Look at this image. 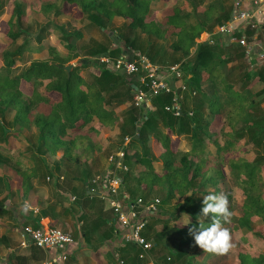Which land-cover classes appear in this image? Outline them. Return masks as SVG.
Wrapping results in <instances>:
<instances>
[{
	"label": "trees",
	"instance_id": "obj_1",
	"mask_svg": "<svg viewBox=\"0 0 264 264\" xmlns=\"http://www.w3.org/2000/svg\"><path fill=\"white\" fill-rule=\"evenodd\" d=\"M168 1L56 0L41 2L38 7L32 4L46 18L32 36L23 26L31 4L0 0V19L6 16L0 30L10 44L9 48L0 47L1 215L7 212L3 205L14 185L24 200L33 179L56 183L60 162L66 161L77 170L71 180L77 201L67 211L74 216L78 237L82 234L85 243L92 245L91 235L99 231L94 240L110 264L120 260L123 264H194L208 252L195 245L188 228L198 226L203 197L208 194L227 196L233 216L225 227L236 225L254 235L253 240L264 239V67L248 61L245 48L237 42L242 35L239 31L231 39L215 35L210 42H196L209 27L230 19L234 0H186L189 10L167 5ZM157 3L161 11L158 18L152 17V5ZM66 5H77L80 11L76 21L81 24L72 30L57 24L58 19L71 16ZM115 17L124 21L117 30ZM52 26L60 31L57 42L61 49L50 46L47 58L33 60L15 72L24 52L41 50V45L33 42L40 44ZM93 26L103 40L89 38L82 44V37ZM109 32L134 55H144L152 64L180 65L186 89L180 92L178 116L165 109L173 93L153 97L149 105H137L132 86L135 76L100 61L99 56L106 53L111 58L122 55L120 45L112 46ZM244 33L250 37L254 31L247 28ZM19 38L22 41L17 43ZM72 61L70 71L65 70ZM217 116L219 126L211 130V121ZM23 132L33 136L26 149L31 151V166L9 152L13 147L8 146L10 139H18ZM113 134L117 138L115 150L125 152L128 169L121 178L127 198L148 201L153 190L163 194L158 213L148 216L142 231L151 243L142 257L141 247L132 242L121 241L109 249L104 240L117 235L113 211L104 217V200L98 193H88L93 184L86 166L110 144L103 147L97 139H110ZM126 136L131 138L124 145ZM174 139L186 140L190 148L180 152L173 147ZM136 145L141 153L133 150ZM57 151L61 153L59 160L55 158ZM178 152L179 158L175 156ZM138 165L143 168L133 175ZM106 167L94 177L104 174ZM173 201L171 210L168 206ZM91 215L95 219L88 223ZM188 216L191 223L181 226ZM100 220L102 223L96 224ZM208 223L210 218L205 226ZM25 225L40 227L37 220ZM241 240L248 243L243 236ZM246 248L237 252L236 264H264L263 254L243 251ZM44 257L43 249L31 245L12 250L4 264H40Z\"/></svg>",
	"mask_w": 264,
	"mask_h": 264
},
{
	"label": "built area",
	"instance_id": "obj_2",
	"mask_svg": "<svg viewBox=\"0 0 264 264\" xmlns=\"http://www.w3.org/2000/svg\"><path fill=\"white\" fill-rule=\"evenodd\" d=\"M232 8V14L228 21L217 25L214 32L205 31L201 33L196 38V42L208 41L214 35L232 38V35L239 31L242 35L237 39V42L245 48V54L247 56L250 53L256 54L259 66L264 67V0H234ZM247 28L254 31L250 37L244 33ZM260 31L263 33L259 40L256 33L259 34ZM203 34L204 36H202ZM99 59L115 71L135 76L134 100L137 105L170 92L173 93L171 104L165 109L174 116L180 114L182 98L180 92L186 87L182 82L183 71L179 64L161 67L152 64L146 56L141 54H133L132 57L122 54L117 58H111L106 53L99 56ZM171 80H178L180 83L178 86H172L170 85ZM130 138V136H126L123 144L126 145ZM124 156L123 149H118L108 155L105 173L100 176L96 175L91 179L93 186L88 193H98L100 198L108 201L114 214L116 234L119 235L122 242H132L140 246L143 252L140 257H142L144 252L151 247V243L142 236V231L146 226L148 216L158 213L160 199L155 197L145 201L141 197L127 198L121 178V174L128 169L124 163ZM33 212L37 213L38 209L34 208ZM18 233L20 235L19 246L23 248L33 245L46 251L53 248H63L74 242L71 234L49 225L38 228L23 225L18 229ZM119 263L123 264L121 260Z\"/></svg>",
	"mask_w": 264,
	"mask_h": 264
},
{
	"label": "rangeland",
	"instance_id": "obj_3",
	"mask_svg": "<svg viewBox=\"0 0 264 264\" xmlns=\"http://www.w3.org/2000/svg\"><path fill=\"white\" fill-rule=\"evenodd\" d=\"M24 1H28L31 6L27 8V13L26 14V18H24V22H23V26L24 28L27 29V34L34 36L38 30V28L40 27L41 24H43L46 21V18L44 16H42L40 14V12L35 11L32 8V4H34L36 7H38L41 2L43 3H48V2H52V1H56V0H24ZM59 1V0H58ZM208 1V0H207ZM178 4L180 6H182L183 9L189 10L190 9V5L188 2H186V0H169L167 5H175ZM158 3L155 5V8L157 7ZM78 8V7H77ZM72 11H69V13L71 14ZM73 13V12H72ZM73 16H65L63 18H60L57 20V24L59 25H63L65 26V28L67 30H72L73 28H76L77 26H79L81 23H79L78 21H76L77 19L72 18ZM5 16H2V19H0V26L2 24V22L5 20L4 19ZM88 21L86 20L84 23H87ZM124 23V21L122 19H117L114 21V28L117 30V27L122 25ZM52 31L48 34L45 35V37L43 38L42 42L40 44H37L35 41L33 42L34 45H41V50H39V52H24L21 56V58L17 61V68L15 70V72L20 71L22 68L28 66L30 64L31 61L33 60H37V59H44L48 57V47L50 46H56L57 48L61 49V45L58 44L57 40L60 37V31L56 28H54L52 26ZM216 26L213 27H209L206 31L209 32H214L215 31ZM128 31V30H127ZM204 36V34L202 35ZM220 36L221 40H225L227 38V36ZM109 37L113 38L114 34L111 33V35H109ZM215 37L212 36L209 38L208 41L213 40ZM4 35L2 33V31L0 30V47L2 48H9L10 44H8V41L3 39ZM83 39L80 41L82 44H87L89 42V38H93L95 40H99L102 41L103 40V36L100 34L99 30L93 26V28L89 29L88 33H86V35H84V37H82ZM22 41V38H19L17 43H20ZM75 61H72L71 63L73 64ZM14 72V73H15ZM178 81V80H177ZM180 83V81H178ZM264 105V103H263ZM12 117V113L9 114L8 116H6L7 119H10ZM220 121V117H214L211 121V130L217 128L218 122ZM30 136H32V134H29L27 132H23L20 134V136L18 137V139H10V143L8 144V146L10 147L11 145H13V147H11L12 149H9V152L11 154L14 155L15 159H19L20 161H22V163L25 166H31V162L28 158V156L31 154V151H26V149H28V140L30 138ZM33 137V136H32ZM98 140V139H97ZM101 140L102 144H107L105 140L103 139H99ZM116 141L117 138H113L109 141L110 144L107 147V150L102 153V154H98L96 155L95 158H91L89 161V164L87 167L88 170V178H93L94 175L96 174V172H98L100 170V168L107 164L106 163V156L112 151H116ZM173 147L175 149L178 148V150L180 152H184L186 150H188L190 148L188 142L184 139H174L173 140ZM114 150V151H113ZM135 150L136 153H141L140 148L138 145L135 146V148L133 149ZM22 152V153H19ZM111 152V153H112ZM134 152V151H132ZM180 152H178L175 156L177 158H179L180 156ZM110 153V154H111ZM59 155V154H58ZM59 160V159H58ZM61 161V160H60ZM61 167H60V171L57 173L59 178L57 180L56 183L53 182H47L43 180L39 181V180H32L31 181V185L32 188L31 190L28 192L27 196L30 199L27 202L24 203H28L30 205L33 206H41L42 208H47V210H52L51 212L53 213V219H55V227L69 233L72 235L73 238L78 239V234H77V227L76 224L74 223V216H72L71 214L69 216H66L67 214H63L62 213V209H63V204L66 205L68 202L66 201L64 194H70L69 199L67 198V200L71 201L70 205L75 201H72L74 199H72V197H74L73 194H75L72 190L73 186V182L71 181L73 179V176H75L77 174V170L76 167L72 164H68L66 161H61L60 162ZM155 167H159L158 163H155ZM143 168V165H138L136 166L135 170L133 171V175H136L138 170ZM14 194L13 197L18 198L19 200H21L22 198V194L18 191H13ZM162 193L159 192L158 190H153L150 193V197L152 198H162ZM35 197V198H33ZM75 198V197H74ZM17 200V199H16ZM176 203V201H173L172 205H169L168 208L172 210L174 204ZM69 205V208H70ZM8 220H10V224L8 223V227L9 228H13V227H17L19 229V224L18 220H12V218L10 217ZM79 227V226H78ZM244 230V229H243ZM95 237H92V245H90V247H88L87 251H85V253L82 255V257L84 259H86V261H88V264H97L98 263V259H96V256H92L95 255L96 251L99 248V244H97V241L94 240ZM201 249V248H200ZM197 252H194V254H196ZM213 261L207 263V258L205 260L206 264H215L214 259H212ZM42 262V261H41ZM40 263V262H39ZM117 264V263H116ZM194 264H201V261H195Z\"/></svg>",
	"mask_w": 264,
	"mask_h": 264
},
{
	"label": "crops",
	"instance_id": "obj_4",
	"mask_svg": "<svg viewBox=\"0 0 264 264\" xmlns=\"http://www.w3.org/2000/svg\"><path fill=\"white\" fill-rule=\"evenodd\" d=\"M153 8L155 10H154V12H152V17H156V18L160 17L161 11L152 5V9ZM65 10L67 11L68 14H70L69 11H72L73 13L71 12L70 15L76 19H78L80 16V11H79V8H77V5H66ZM116 18L121 19V18L115 17L113 21H115ZM128 21L129 20H127V23H128ZM111 33L112 32H109V35H111ZM262 33H263L262 31H260L259 34H258V32L256 33L259 40L262 37ZM111 39L113 41L112 46H119L120 45L122 47V54L127 55L129 57H132L133 52H131L128 48H126L122 42H119V40L117 39V37L115 35ZM246 57H247L248 61H250L252 63L253 66L259 65V61H258L256 54L250 53L248 56L246 55ZM178 84H179V82L177 80H175V81L171 80L170 81V85H172V86H174V85L178 86ZM145 105H149V102L148 101L145 102ZM112 137L116 138V135L113 134L110 139H107V138H100V139H103L106 141V143H108L112 139ZM99 141L101 142V140H99ZM101 144H102V142H101ZM102 146L106 147L107 144H102ZM130 154H132V151H130ZM60 156H61V153L59 151H57L55 158L59 159ZM106 163H107V160H106ZM105 166H107V164ZM35 179H33V180H35ZM12 190H14L16 192V185H14ZM13 193L14 192L8 194L7 197L5 198V202H4L3 207L7 210V212H5L1 215V209H0V239H2V241L0 243V264H4L5 259L8 257L9 253L12 250L18 249V248H23V247L19 246L20 235L18 233V228L16 226L13 227L12 229L8 227V223L10 224V220H8V219L10 217L12 218V220H14V219L18 220V223H20L19 228L21 226L27 224V223L31 224L36 220L40 226L49 225V226L55 227L54 226L55 225V219H53L54 217H53V213L51 212L52 210L50 211V210H47V208H45V207L42 208L41 206H33V205L28 204V203H24V202H27L30 200L29 199L30 197L28 198V196L24 200L22 198H21V200H19L18 198L14 199L13 195L16 193H14V194ZM70 195H71V192H70V194H67V195L64 194V197L68 203L66 205L63 204L62 213L67 214L66 216L70 215L69 211H67V209L69 208L70 202H71V201L67 200V198L69 199ZM73 195L75 197V194H73ZM33 198H35V197H33ZM75 200L76 199L74 198V200H72V201H75ZM103 200H104L103 206L101 205L102 215L104 214L103 215L104 217H105V214L110 216L111 212H112L110 205H109L107 200H105V199H103ZM99 207H97V208L99 209ZM34 208L38 209L37 213L33 212ZM43 211H45L46 214H43L42 213ZM112 215H114L113 212H112ZM91 217L92 218L88 223H91L92 220L95 219L94 215H91ZM97 223L100 225L102 223V221L100 220V221L96 222V224ZM109 224H111V223H109ZM229 230H230V233L232 236V242H233L234 247L231 248L227 254L221 255V254H215V253H209L208 252V253L202 254L201 257L196 258L195 261H201V264H206L205 263L206 258H207V263H208V261H210V258H211V259H214L215 264H236L237 263V259H236L237 252L242 250L243 248L245 249L246 246L248 247V248H246L248 250L247 251L243 250V251L248 252V253H252V254H263L264 255V239L259 237V238H254V240H253L252 237H254V235L247 232L246 230L238 228L236 225H233L232 227H230ZM249 235H251L250 236L251 238L249 237ZM242 236H243V238H245V240H247V242H248L247 244H244L242 242V240H241ZM91 237H95V238L99 237V231H96L94 234L91 235ZM73 239H74L73 244H70V245L65 246L63 248H53V249L46 250L45 251V257L42 260V262H40V264H42V263H49V264H88L89 262L86 261V259H84L82 257V255L85 253V251L88 250L87 248L90 247V245L85 243L82 234L79 235L78 239H75V238H73ZM104 241L110 250H113L117 245L121 244V239H120L119 235H115V237L113 236V239H111V240H104ZM199 252H201V250ZM209 254H211V255H209ZM64 256H65V258H64ZM92 256H96L95 258L99 260L97 264H110L109 261L105 260V255L103 253H101V250H99V249L96 251L95 255H93V253H92ZM117 264H120V263L118 262Z\"/></svg>",
	"mask_w": 264,
	"mask_h": 264
},
{
	"label": "clouds",
	"instance_id": "obj_5",
	"mask_svg": "<svg viewBox=\"0 0 264 264\" xmlns=\"http://www.w3.org/2000/svg\"><path fill=\"white\" fill-rule=\"evenodd\" d=\"M191 196V193H188ZM202 208L198 226L188 228V234L193 237L195 245L204 252L227 254L234 247L230 230L225 227L231 223L233 212L229 208V200L225 195L208 194L203 197ZM210 218V223L205 226V220ZM191 223L188 216L181 226Z\"/></svg>",
	"mask_w": 264,
	"mask_h": 264
},
{
	"label": "water",
	"instance_id": "obj_6",
	"mask_svg": "<svg viewBox=\"0 0 264 264\" xmlns=\"http://www.w3.org/2000/svg\"><path fill=\"white\" fill-rule=\"evenodd\" d=\"M72 67H73V64L70 63V64H68L67 66H65L64 69L67 70V71H70V69H71ZM132 86H133L134 89H136V87H135L134 85H132Z\"/></svg>",
	"mask_w": 264,
	"mask_h": 264
}]
</instances>
